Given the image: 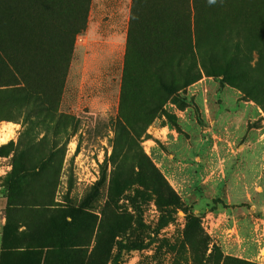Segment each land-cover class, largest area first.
Listing matches in <instances>:
<instances>
[{
    "label": "rangeland",
    "instance_id": "obj_1",
    "mask_svg": "<svg viewBox=\"0 0 264 264\" xmlns=\"http://www.w3.org/2000/svg\"><path fill=\"white\" fill-rule=\"evenodd\" d=\"M130 2L85 1L84 19L107 15V28L123 32ZM186 6L177 0L174 15L160 6L169 28L157 21L141 31L140 55L122 81L120 68L104 62L106 51L101 62H85L74 0H0V214L8 248L29 232L46 242L60 228L81 247L52 253L49 264L73 256L112 264L121 243L129 249L118 264H221L225 255L249 260L237 256L243 235L255 243L254 262L264 264V111L254 97L255 84H264V0H196L195 34L215 50L234 41L241 49L225 60L195 58L198 79L189 85L176 76L174 57L193 51ZM247 43L255 50L241 58ZM79 204L74 218L64 216Z\"/></svg>",
    "mask_w": 264,
    "mask_h": 264
},
{
    "label": "trees",
    "instance_id": "obj_2",
    "mask_svg": "<svg viewBox=\"0 0 264 264\" xmlns=\"http://www.w3.org/2000/svg\"><path fill=\"white\" fill-rule=\"evenodd\" d=\"M88 2L89 0H74L75 3L80 4V8L78 7L77 10V20L82 17L83 22H85V17L87 12L82 11V5L84 2ZM164 0H131V8H130V19H129V27H128V34H127V40H126V49H125V56H124V64H123V70H122V81L125 79L126 74L133 69V59L137 60L140 51H139V42L140 40H145L143 36H140L141 31L143 32H151V29L153 31L154 26L156 25L157 21H160L162 25H164L166 28H169V23L167 25L163 24L162 20L158 16L161 15L158 13L160 9L164 8L165 14L166 11L169 10L172 15H174L175 12V2L177 0H169L173 4V8L170 9L169 5L164 6ZM184 3L186 2V11H187V17L189 21H191V25L189 26V29H191L192 33L194 34V41L191 43L193 51L190 53H183L182 51L177 52V54H174V57L177 59V65H175L176 70V76L181 77L184 81V85H189L196 81L198 79V75H195L193 73L194 70V64H195V58H198L200 60L207 59L209 60L212 55H217L221 59H226L229 56L230 51L239 50L241 49L239 46V42L234 41L233 43H222L220 47L215 50L214 48H211V43H205L209 42L207 39L203 40L199 35H196V20L198 16V12L196 11V0H183ZM81 2V3H80ZM160 5L162 8H160ZM155 6L158 8L157 11H153L152 9L155 8ZM170 14V15H171ZM149 16L151 18V22L148 21ZM79 20L77 22V27L75 30V34L80 32V30L84 27V25H81V22L79 24ZM151 23V24H149ZM80 25V26H79ZM151 28H150V27ZM236 39V37H235ZM248 45L243 49V51L239 52V56L241 58H248L250 56V53L254 49L253 43H247ZM215 45V44H213ZM135 47V49L133 48ZM233 52H231L232 54ZM235 56L238 55V52L234 54ZM259 55V59L262 60L261 54ZM187 57V58H186ZM187 60L185 63L182 64V60ZM164 66V65H163ZM162 64H158L155 66V70H157L158 75V83L164 88L167 89V84L164 83L165 81V75L161 73L163 70ZM169 70V68H168ZM171 70V74H172ZM261 74V73H259ZM173 77V80L175 77ZM172 80V82H173ZM264 81V80H263ZM259 83V82H258ZM256 94L254 95L255 98H257L259 105H261L263 111H264V97L261 95V93L264 92V84H258ZM264 83V82H263ZM157 116L156 112L150 113L148 117H146L144 129L147 128V126L154 120V118ZM177 202L172 201V199H168L167 206H176ZM11 205V203H9ZM42 205V204H41ZM51 204L47 205V208ZM83 208L82 204L79 205H68L66 209L64 210L66 213H64V216H70L71 218H74L76 214L80 212V210ZM62 212V211H61ZM60 215V214H59ZM63 215V213H62ZM53 217V216H52ZM51 217V218H52ZM191 221H195L196 227L199 228V220L197 217H193L190 219ZM5 228V227H4ZM60 234V228L56 229V232L53 237L48 239L46 242H39L38 237L31 234L30 232L26 236H21L22 241L17 248L10 247L8 248L6 246V235L2 233V243H1V252H0V264H49V261L51 260L50 255L54 253L55 256L63 255L66 253V251L70 252L68 254L74 255L73 252H77L79 248L81 247L80 244L76 243L74 239H67L63 238L62 235H64L63 231L61 230ZM129 247H125L123 243L118 245L117 253L113 259L112 264H118L119 262L123 261V256L125 254V251H127ZM8 250L10 251V254H7ZM12 255V256H11ZM67 257V256H64ZM71 257L68 256V260H70ZM221 264H258L254 261H249L245 259H241L238 257H234L231 255H225L222 257ZM70 264H78V260L76 257L73 256L72 260L69 261ZM87 264V261L85 262Z\"/></svg>",
    "mask_w": 264,
    "mask_h": 264
},
{
    "label": "crops",
    "instance_id": "obj_3",
    "mask_svg": "<svg viewBox=\"0 0 264 264\" xmlns=\"http://www.w3.org/2000/svg\"><path fill=\"white\" fill-rule=\"evenodd\" d=\"M130 8H131V2L127 13L125 29L123 30V32H120L121 30L117 28L115 25H110L109 28H107V25H105L104 23V22H108L106 21V19L108 18L107 15L103 17L102 20L99 21H91L89 19L90 16L88 15L84 23V27L77 34L79 35V41L81 42V46L85 50V57H84L85 62H87L88 59L91 60L92 58H96L97 62L99 61L101 62L102 51H106V55H108V57L104 62L105 63L108 62L109 66L111 68H114L115 70H118L120 68L121 70L120 78L122 77V70L124 64L126 40H127L129 19H130ZM87 50H89L88 54L86 53ZM88 56H92V57H88ZM222 218L224 219L225 217ZM235 219L236 218L234 217L233 220L235 221ZM4 221H5L4 215L3 213H1L0 214V252H1V243H2V227ZM227 221L230 223L228 219ZM241 236L243 238V244L241 243L238 245L237 256L252 261L258 260L259 256H256L257 250L254 247L255 243L251 241V238L245 237L243 235Z\"/></svg>",
    "mask_w": 264,
    "mask_h": 264
},
{
    "label": "bare ground",
    "instance_id": "obj_4",
    "mask_svg": "<svg viewBox=\"0 0 264 264\" xmlns=\"http://www.w3.org/2000/svg\"><path fill=\"white\" fill-rule=\"evenodd\" d=\"M13 133H14V130H10L9 132H7V133L5 134V139H6V138H9L10 136H12Z\"/></svg>",
    "mask_w": 264,
    "mask_h": 264
}]
</instances>
